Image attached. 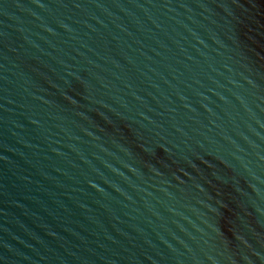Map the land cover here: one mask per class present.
I'll return each instance as SVG.
<instances>
[{
  "label": "water",
  "instance_id": "1",
  "mask_svg": "<svg viewBox=\"0 0 264 264\" xmlns=\"http://www.w3.org/2000/svg\"><path fill=\"white\" fill-rule=\"evenodd\" d=\"M0 264H264V0H0Z\"/></svg>",
  "mask_w": 264,
  "mask_h": 264
}]
</instances>
